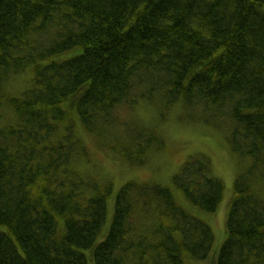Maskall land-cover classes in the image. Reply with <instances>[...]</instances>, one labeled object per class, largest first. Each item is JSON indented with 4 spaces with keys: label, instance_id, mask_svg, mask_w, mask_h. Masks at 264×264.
<instances>
[{
    "label": "trees",
    "instance_id": "16d2710c",
    "mask_svg": "<svg viewBox=\"0 0 264 264\" xmlns=\"http://www.w3.org/2000/svg\"><path fill=\"white\" fill-rule=\"evenodd\" d=\"M140 102L248 160L215 246L205 155L116 192L92 169L78 123L132 166L163 153L161 123L125 119ZM89 262L264 264V0H0V264Z\"/></svg>",
    "mask_w": 264,
    "mask_h": 264
},
{
    "label": "rangeland",
    "instance_id": "374dc122",
    "mask_svg": "<svg viewBox=\"0 0 264 264\" xmlns=\"http://www.w3.org/2000/svg\"><path fill=\"white\" fill-rule=\"evenodd\" d=\"M18 82L12 84L11 89H18L21 81ZM126 111L129 110L126 109ZM124 114L123 111L121 118ZM160 115L161 111L154 104L140 102L125 119L138 123L137 127H154V125L158 126ZM164 117L159 123H161L165 149L161 154L151 155L149 161L142 166H132L114 157L109 151L99 150L98 147L97 150L93 141L94 137L83 130L80 123L77 124V132L89 150L90 161L94 164L92 169L98 174L110 177L114 182L115 192L127 181L169 183L171 176L179 170L188 157L199 153L205 155L212 163L216 176L223 181L224 185L223 198L216 211L210 214L199 213L200 219L205 221L213 231V246H215L223 236L233 182L240 161L230 151L222 132L194 123L181 106L177 105L175 109L164 112ZM94 140L96 143L95 138ZM246 162L248 163V160L240 163ZM108 208H110V216L112 204H109Z\"/></svg>",
    "mask_w": 264,
    "mask_h": 264
}]
</instances>
